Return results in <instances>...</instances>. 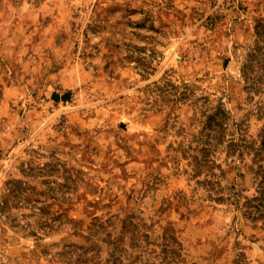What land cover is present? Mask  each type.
<instances>
[{
  "label": "rangeland",
  "instance_id": "obj_1",
  "mask_svg": "<svg viewBox=\"0 0 264 264\" xmlns=\"http://www.w3.org/2000/svg\"><path fill=\"white\" fill-rule=\"evenodd\" d=\"M264 0H0V264H264Z\"/></svg>",
  "mask_w": 264,
  "mask_h": 264
},
{
  "label": "trees",
  "instance_id": "obj_2",
  "mask_svg": "<svg viewBox=\"0 0 264 264\" xmlns=\"http://www.w3.org/2000/svg\"><path fill=\"white\" fill-rule=\"evenodd\" d=\"M262 148L264 149V140H263V143H262ZM264 192H261V195H263Z\"/></svg>",
  "mask_w": 264,
  "mask_h": 264
}]
</instances>
